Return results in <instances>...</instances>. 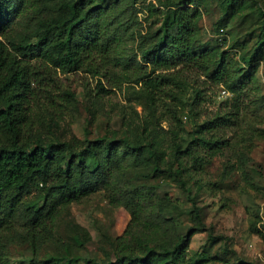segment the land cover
Here are the masks:
<instances>
[{"label": "trees", "instance_id": "obj_1", "mask_svg": "<svg viewBox=\"0 0 264 264\" xmlns=\"http://www.w3.org/2000/svg\"><path fill=\"white\" fill-rule=\"evenodd\" d=\"M139 1L0 0V264H14L9 250L14 244L32 250L22 264L204 263L203 254L190 256L191 239L199 231H208L213 239L215 235L197 199L203 184L194 190L190 181L233 146L228 132L241 129L245 122L253 101L243 95L258 88L256 62L264 60V8L258 11L255 45L246 49V41L235 42L244 51L231 53L201 40L200 22L212 0L152 2L150 11L160 23L142 37L141 59L134 61L121 53L117 31L124 14L139 11ZM217 2L223 15L235 18L248 0ZM29 9H48L54 18L41 22L35 38L17 40L10 24ZM80 69L98 76L97 96L112 90L104 81L111 87L135 83L147 114L134 138L115 132L90 137L89 128L85 138L43 137L39 130L45 114H56L76 99V89L65 88L59 75ZM189 72L203 79L193 86L187 113L183 90ZM206 83L223 85L236 97L201 119ZM89 112L92 122L95 114ZM165 115L170 120L169 143L158 133ZM187 122L193 129L187 128ZM233 166L225 164L223 177ZM133 172H140L145 180L132 177ZM151 178L175 179L186 191L192 223L185 232L179 230V214L185 209L169 193L159 196V185ZM212 185L213 190L218 188V183ZM96 191H103L114 205L124 204L131 213L122 234L105 235L110 252L101 260L77 253L89 236L77 234L70 242L56 231L60 216ZM48 243L53 244V252L40 255ZM224 264L260 262L237 254L233 262Z\"/></svg>", "mask_w": 264, "mask_h": 264}, {"label": "rangeland", "instance_id": "obj_2", "mask_svg": "<svg viewBox=\"0 0 264 264\" xmlns=\"http://www.w3.org/2000/svg\"><path fill=\"white\" fill-rule=\"evenodd\" d=\"M159 1L140 0L136 14L122 16L124 24L117 32L119 49L127 60L140 61L139 43L142 37L148 36L159 26V16L149 8L150 3ZM217 3V0L211 1L209 13L200 22L201 40L218 44L231 53L244 51L235 42L240 44L246 41V49H252L257 41V24L261 18L258 11L260 7L264 8V0H248L245 10L235 18L223 15ZM53 18L54 14L48 9H29L17 14L9 29L17 40L33 39L41 22ZM256 64L258 88H250L246 92L248 94L243 95L246 100L253 101L244 115L245 122L241 129L228 132L233 146L213 158L204 171L195 173L190 181L194 190L199 183L203 184L197 199L204 220L215 235L213 239L208 231H199L191 239L189 254L194 258L203 254V264H224L225 260L233 262L237 254L264 264V60H258ZM59 76L65 88L76 89V99L64 105L56 114L53 111L45 114L39 130L45 139H68L72 136L85 138L86 128L91 130L90 137L115 132L117 136L127 135L132 139L140 132V124L147 110L143 100L136 96L135 83L111 87L104 81L112 90L97 96L98 76L91 72L80 69ZM186 78L187 84L183 91L188 113L194 96L193 86L197 82L201 83L203 77L189 72ZM136 87L140 88L141 84ZM235 97L223 85L206 83L200 107L201 119L216 111L221 103H231ZM90 110L95 114L92 122ZM183 118L189 121L187 116ZM160 124L159 136L163 142L169 143L170 120L167 115ZM187 128L193 129L192 122H187ZM226 163L234 166L223 177ZM131 176L140 178L142 182L145 180L140 172H133ZM150 181L159 185V196L169 193L185 209L184 213L179 214V230L185 232L192 223L187 213L191 203L186 191L175 179L151 178ZM213 183H218L215 190ZM171 214L177 216L175 211ZM130 219L131 213L124 204L114 205L103 191H96L84 201L72 204L60 216L56 231L62 239L70 242H75L77 234L89 236L85 248L77 253L101 260L105 253L110 252V243L105 235L115 237L122 234ZM9 250L14 264H22L32 255L31 248L25 244L11 245ZM52 252L53 244L48 243L41 247L40 255Z\"/></svg>", "mask_w": 264, "mask_h": 264}]
</instances>
